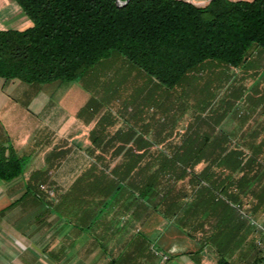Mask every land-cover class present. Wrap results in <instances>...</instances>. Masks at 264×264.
Returning a JSON list of instances; mask_svg holds the SVG:
<instances>
[{
	"label": "trees",
	"instance_id": "16d2710c",
	"mask_svg": "<svg viewBox=\"0 0 264 264\" xmlns=\"http://www.w3.org/2000/svg\"><path fill=\"white\" fill-rule=\"evenodd\" d=\"M13 1L30 25L0 30V79L35 89L89 83L94 67L120 63L129 80L123 76L116 86L103 85L85 106L97 114L102 106L121 105L97 116L90 133L91 144L103 151L114 146L98 159L120 160L108 174L105 165L99 174L113 178L108 186L115 193L144 200L195 240L197 260L207 247L215 264H264L254 241L241 237L244 223L232 205L250 180L259 186L253 211L264 203V131L236 139L197 115L175 137L167 136L172 110L181 118L185 99L200 108L216 77L244 67L253 54L264 55V0H210L204 6L190 0H128L122 6L115 0ZM121 85L134 89L131 100L118 96ZM151 102L165 119L155 113L143 117L140 105ZM24 166V158L0 143L1 181L20 176ZM184 180L187 189L177 188ZM217 194L226 201L215 200ZM241 242L248 245L234 263L231 251Z\"/></svg>",
	"mask_w": 264,
	"mask_h": 264
},
{
	"label": "crops",
	"instance_id": "0c3cea01",
	"mask_svg": "<svg viewBox=\"0 0 264 264\" xmlns=\"http://www.w3.org/2000/svg\"><path fill=\"white\" fill-rule=\"evenodd\" d=\"M209 1L190 0L195 6ZM29 25L13 0H0V30H23ZM1 81L0 143L11 146L17 157L25 159V166L15 179L0 180V221L4 219L17 230L25 226L28 231V218L40 203L35 198L40 191L55 208L42 209L46 230L40 239L28 236L25 244L40 246L63 264L70 255L77 264H153L161 255L169 258L166 264H215L212 252L205 249L197 260L200 247L195 241L148 208L144 200L133 201L126 193H115L108 186L113 178L99 174L104 165L103 172L108 174L120 160L97 158L100 152H113L114 146L103 151L102 146L91 144L97 114L92 105L85 108L90 99L85 89L84 96L80 90L69 95L75 86L68 83L35 89L21 82ZM8 83L13 84L18 98L13 100L2 92ZM10 102L23 108L20 122ZM29 204L27 212L18 208ZM2 239L0 234V264H11L17 259L14 247L26 246L16 238ZM242 247L241 243L238 249ZM67 250H73L72 254Z\"/></svg>",
	"mask_w": 264,
	"mask_h": 264
},
{
	"label": "rangeland",
	"instance_id": "374dc122",
	"mask_svg": "<svg viewBox=\"0 0 264 264\" xmlns=\"http://www.w3.org/2000/svg\"><path fill=\"white\" fill-rule=\"evenodd\" d=\"M89 75H91V79L93 80V82L91 81L89 83L91 85L95 83L97 86L96 89L91 88L90 84L86 81L79 80L76 82H69L68 84L75 86L71 89L69 95H73L74 90H80L84 96V94L86 95L85 92H87V90L85 91L84 88L85 86H88L91 90L87 93L93 97H96L94 93L98 92L99 89L102 90L101 87L103 85H105L106 88L110 85L116 86L121 81L123 76L125 77V80H129L127 77L126 68H122L120 63L109 64L108 62L107 64L98 65L94 67ZM216 78L217 79L214 80L213 85L210 86L211 89H209L208 92L206 91L205 95L202 96V101H205V103L202 104L200 108L196 106L195 109H193L192 99L188 98V100L185 99V104H187L186 111L181 118L178 119L177 115L174 114V110H172L173 119L171 131L167 133L168 139L170 137H175L176 133L179 132L180 129L186 128L187 124L192 120V117L197 115L206 116V120L210 125H212L213 128H217V130H220V132L223 133H231L232 135L236 136V139H241V136L239 135L243 136L244 134V136L247 138V136L250 134L257 132L262 133L264 131V55L258 56L253 54L249 57V61L244 67H241L238 70L228 71L227 75L222 76L221 79H219L220 77ZM125 80L122 82L124 83ZM0 82L2 83L1 79ZM12 86L13 84L11 85V83H8L5 86L3 85V88L1 89L7 97L14 100V98H18L19 94L18 92L16 93L15 89H12ZM67 88H69V85ZM117 90L118 96H120L122 99H132L131 94L134 92L132 87L126 86L125 88H122L121 85V88H118ZM61 91H63V89H61ZM30 95H28V97H30ZM57 95L59 97L60 94ZM57 95L54 96V99L57 97ZM196 101L197 99H195V103ZM10 103L12 106L9 105V107L16 111V116L18 118L17 122H20L22 116L21 114L24 112L23 108L12 102ZM32 105L34 106V104ZM140 106L143 117L145 115L150 116L151 114L155 113L156 118L158 115H160V119H165V115L162 114L161 109L157 108V102L141 104ZM120 107L121 105L119 106L118 104L112 105L110 107L102 106L100 111L97 113V116L107 111L108 108L111 110V112H116L120 109ZM216 116L217 120L215 119ZM159 147L161 148V146H158V148ZM198 168L200 170L202 165H199ZM185 184L186 180L179 182L177 188L187 189V186H184ZM258 189L259 186L252 182V180H250L248 184L245 183L241 188L242 193L240 198L237 199V201L232 205H234L236 214H238V217L242 219V222L244 223L241 237H246V243L250 238L252 241H254L253 244L257 245V249L259 250L257 257L262 259L261 262H264V238L262 236L264 233V203L261 205L259 211L256 213L253 211L256 201L259 200V194H257ZM42 192L43 191H40L39 194L35 196V198H37L40 203L37 204L36 211L34 210V216L28 218L29 221L27 225L29 224L30 227H27L28 231L25 230V226L17 230L14 228V226L11 227V224L3 219L0 221V227H2V231H0L1 237L3 238L2 240H14V238H16L25 244L27 237L32 234L34 239H40L42 237L44 230H46V226H43V220L45 217L43 215L42 209H49L51 211L55 210L53 207V202L51 200L49 202L45 196L46 194ZM48 194L52 195L51 192ZM188 194L189 193H187V195ZM214 198L215 200L226 201L224 194H217ZM29 206L30 204L25 205L24 207L21 205L18 208H21L24 212H27L26 210L29 208ZM23 219L25 221V218ZM20 220L22 219L19 218V221ZM20 223L21 222H19V224ZM23 224H25V222H23ZM204 232L205 230L202 231L203 234L208 233ZM183 233L187 236L185 232ZM245 242H241L242 245H248L245 244ZM241 243H239V245ZM27 244H25V248L19 245L14 247L15 251L17 252V259L12 261L11 264H63L58 260V258H55L52 254H48V252L43 250V248L40 246L31 245L30 243ZM237 245L238 242L236 243L235 247H237ZM243 248H246V246L242 247L241 249ZM203 249L212 252L216 261V255L210 248L205 247ZM67 251L70 252V254L73 252V250ZM231 252L232 261L234 263L238 262V258L241 257V251L239 249H234ZM70 256H67L69 259L64 264H77L75 263V258ZM165 257V255L159 256V259H157V261L153 264L168 263L169 258ZM85 262L86 263L84 264H90L88 261Z\"/></svg>",
	"mask_w": 264,
	"mask_h": 264
},
{
	"label": "water",
	"instance_id": "95a60500",
	"mask_svg": "<svg viewBox=\"0 0 264 264\" xmlns=\"http://www.w3.org/2000/svg\"><path fill=\"white\" fill-rule=\"evenodd\" d=\"M128 0H125V1H120V0H115V3L117 6H122V5H125L127 3Z\"/></svg>",
	"mask_w": 264,
	"mask_h": 264
},
{
	"label": "built area",
	"instance_id": "2783aa9c",
	"mask_svg": "<svg viewBox=\"0 0 264 264\" xmlns=\"http://www.w3.org/2000/svg\"><path fill=\"white\" fill-rule=\"evenodd\" d=\"M51 194H52V192H51ZM166 258V257H165Z\"/></svg>",
	"mask_w": 264,
	"mask_h": 264
}]
</instances>
